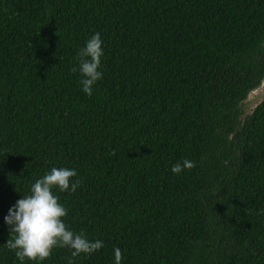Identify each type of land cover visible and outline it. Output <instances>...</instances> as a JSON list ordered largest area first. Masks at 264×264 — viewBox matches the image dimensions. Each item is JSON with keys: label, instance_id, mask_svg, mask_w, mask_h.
<instances>
[{"label": "trees", "instance_id": "16d2710c", "mask_svg": "<svg viewBox=\"0 0 264 264\" xmlns=\"http://www.w3.org/2000/svg\"><path fill=\"white\" fill-rule=\"evenodd\" d=\"M104 55L91 96L78 52ZM264 0H0V264H264ZM185 158L195 167L179 174ZM53 167L74 233L22 262L4 217Z\"/></svg>", "mask_w": 264, "mask_h": 264}, {"label": "clouds", "instance_id": "9594fccd", "mask_svg": "<svg viewBox=\"0 0 264 264\" xmlns=\"http://www.w3.org/2000/svg\"><path fill=\"white\" fill-rule=\"evenodd\" d=\"M101 34L96 32L87 41L86 46L79 50L77 56L79 65L73 67V73L79 72L84 77L80 83L83 91L91 96L93 85L102 78L99 71L101 57L104 55ZM195 162L185 158L172 166L174 174L181 173L185 168L192 169ZM77 176L75 169L67 167H53L43 177L36 179L31 186L30 194L18 199L9 208L5 222L11 226L10 232L15 236L8 239L6 244L20 261L26 258L31 261H43L52 255L53 249L67 247L72 250L71 256L92 254L103 247L101 240L91 241L84 233H74L64 222L67 208L60 203L59 197L53 189L59 188L61 192L71 190L75 192L80 184L79 180L73 182ZM115 264H121L122 252L120 248L114 249ZM69 264L72 260L69 259Z\"/></svg>", "mask_w": 264, "mask_h": 264}, {"label": "water", "instance_id": "95a60500", "mask_svg": "<svg viewBox=\"0 0 264 264\" xmlns=\"http://www.w3.org/2000/svg\"><path fill=\"white\" fill-rule=\"evenodd\" d=\"M264 47V40L262 42ZM264 100V72L261 76L259 83L251 88L245 97L238 103L242 107L243 112L238 116V120L243 123L245 117L251 115L255 108L258 107Z\"/></svg>", "mask_w": 264, "mask_h": 264}]
</instances>
